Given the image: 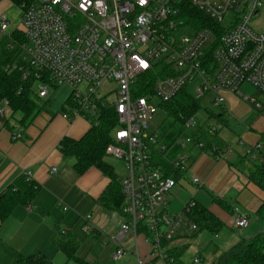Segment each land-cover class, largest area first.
I'll use <instances>...</instances> for the list:
<instances>
[{
  "label": "built area",
  "instance_id": "built-area-1",
  "mask_svg": "<svg viewBox=\"0 0 264 264\" xmlns=\"http://www.w3.org/2000/svg\"><path fill=\"white\" fill-rule=\"evenodd\" d=\"M22 9L16 29L23 42L11 38L14 31L9 32L6 16L0 20V39L9 36L10 46L22 52L23 64H8L5 70L19 69L24 80L34 79L41 100L59 86L70 87V100L61 112L69 121L80 117L94 126L104 109L117 114L106 154L125 161L127 176L121 182V220L110 236L113 259L122 260L134 250L136 264H177L173 250L185 246L198 229L189 218L196 201L189 200L180 212L168 209L177 180L156 164L155 154L169 157L173 170L184 173L188 155L170 157L172 150L190 145L204 151L205 146L188 135L167 147L149 131V122L183 90L201 101L215 95L216 107L226 102L223 92L230 91L264 110V30L251 27L264 11V0H32ZM192 9L213 24L192 21ZM245 84L257 94L244 95ZM11 113L9 101H0V118ZM196 117L187 121V128L199 126ZM22 137V132L13 134L14 139ZM227 148L217 152V159ZM262 150V143L249 145L246 155L262 162ZM25 174L32 180L31 172ZM192 182L205 184L195 175ZM85 219L83 230L96 231L92 216ZM249 226L247 214L234 219L236 229ZM194 262L200 264L202 258Z\"/></svg>",
  "mask_w": 264,
  "mask_h": 264
},
{
  "label": "crops",
  "instance_id": "crops-1",
  "mask_svg": "<svg viewBox=\"0 0 264 264\" xmlns=\"http://www.w3.org/2000/svg\"><path fill=\"white\" fill-rule=\"evenodd\" d=\"M22 8L23 5L18 6L12 0H0V20L3 16L7 17L11 25L9 32L20 33L16 28L20 25ZM229 93L232 92H223L226 102L220 106V111H213L217 115L214 118L224 126H228L225 116L230 111L226 106V94ZM65 103L59 110H42L27 126L15 120L17 117H13L12 113L0 118L4 124L0 127V194L26 172H31L37 186L31 200L17 204L5 220H0V264H20V258L34 255H44L52 264V258L60 252L65 255L58 248L56 239L68 232L80 239L78 231H84L85 217L89 214L98 234L107 232L111 236L118 229L120 214L98 202L110 178L95 166L80 171L75 165V158L61 150L63 139H80L92 127L80 117L71 121L65 119L61 114ZM254 121L245 127L241 136L237 135L239 139L233 145H229L219 130L221 138L228 143V150L220 159L209 152L202 156L206 151L198 149L194 152L196 147L193 146L177 149L179 154L188 155V161L193 152L196 157L189 163V169L176 178L177 183L169 198L168 209L171 212L182 211L184 205L194 199L233 229L234 219L239 214L249 215L250 226L245 230L264 216L260 211L264 191L251 179V172L255 169L254 159L246 155L247 141L251 142L250 145L264 142V130H254ZM200 126L203 124H199L196 132ZM19 132L23 133V137L14 139L13 134ZM255 161L260 163L258 159ZM194 175L205 183L204 186L192 182ZM203 188H210L216 195L212 201L206 197L207 205L197 199ZM256 231L251 237L264 232V227Z\"/></svg>",
  "mask_w": 264,
  "mask_h": 264
},
{
  "label": "trees",
  "instance_id": "trees-1",
  "mask_svg": "<svg viewBox=\"0 0 264 264\" xmlns=\"http://www.w3.org/2000/svg\"><path fill=\"white\" fill-rule=\"evenodd\" d=\"M32 0H12L18 6L26 5ZM189 18L202 25H211V21L197 11L191 10ZM205 19L202 21L201 19ZM11 38H17L19 42L25 39L20 33L11 35ZM9 36L0 39V101L7 99L10 103L13 117L20 115L17 120L21 125L27 126L32 123L34 118L42 111L47 110V106L51 100L39 99L35 87L34 79L24 80L23 72L17 70H5V66L15 62L23 64L21 59V49L17 46L12 48ZM211 59V54H209ZM57 88V87H56ZM69 98L66 103L69 102ZM66 103L62 110H66ZM166 112L165 126L158 132L159 139L171 147L179 138L191 136L195 143L203 142L204 151L216 156L218 151H222L228 143L221 138L219 130L211 132L210 128L200 126L198 132L189 134L186 123L193 116L197 115L201 109V100L196 99L190 92L183 90L173 100L167 102L162 107ZM210 117H217L213 112L208 111ZM98 125L91 127L88 132L80 139L65 138L61 142V150L67 156L75 158V165L80 171L95 166L99 168L110 178V183L98 202L108 210L121 212L124 201L121 182L114 167L106 160V149L113 141L112 130L118 125V117L111 108L104 109L98 119ZM262 143L264 146V142ZM217 151L214 152V148ZM180 149V148H179ZM177 149H173L169 154L170 157L176 155ZM221 153V152H220ZM264 155V150H262ZM169 157L164 158L162 154H155L157 165H161L166 170V175L177 178L182 172L173 170L168 161ZM255 169L251 172V179L264 191V160L260 163L253 160ZM37 186L33 180H28L26 174H23L18 180L12 183L2 194H0V220H5L13 208L23 202L32 199L36 193ZM190 220L197 224L198 229L192 234L193 237L198 236L202 231H208L212 235L217 236L224 228L225 223L216 216L211 210L202 206L198 202L192 207ZM261 212L264 213V201L261 206ZM98 234L93 231L92 234ZM80 239L71 233H62L56 239L58 248L64 252L67 257V264H90L86 259L78 255L81 246ZM213 244V245H212ZM209 248L214 253L218 252V247L212 242ZM212 245V246H211ZM187 249V245L179 246L173 250V254L177 259V264H185L182 255ZM200 258H202L200 256ZM20 264H50L46 256H30L25 259L20 258ZM204 259L202 258V263ZM213 264H264V232H261L250 239H241L229 250L222 252Z\"/></svg>",
  "mask_w": 264,
  "mask_h": 264
},
{
  "label": "rangeland",
  "instance_id": "rangeland-1",
  "mask_svg": "<svg viewBox=\"0 0 264 264\" xmlns=\"http://www.w3.org/2000/svg\"><path fill=\"white\" fill-rule=\"evenodd\" d=\"M15 9L19 12V9L17 7ZM263 15L264 11H262L261 15L258 17L260 19H257L256 21H254L253 19L251 22V27L257 31L264 30V19L262 18ZM241 92L244 95L249 96H255L257 94V90L249 84L243 85L241 87ZM70 94L71 88L67 85L59 86L57 89L51 91V94L49 96L51 103L47 106V109L59 110L64 101H67V98L68 96H70ZM226 95L228 96L226 106L230 110L225 116V119L228 122V126H224L216 118L209 116L208 111H215L216 113H218L221 109L220 106H214L213 99L215 95L213 94H208L205 98L202 99L201 109L196 117V123L203 124L209 128L215 127L219 129L221 132V136L227 140L229 145H233L238 141V136H241L243 134V131H245V127L249 126L253 119H255L253 124V126L255 125L253 127L254 130L258 131V129L260 128L264 130V110L258 111L251 105V103L245 101L244 96H241L239 94L229 93ZM16 117L17 119H19L20 115L18 114L16 115ZM165 118L166 112L163 111V109L158 110V112L149 122V131L155 133L160 132L161 129L165 126ZM197 127L198 125H194L190 129H188L187 132L189 134L194 133ZM248 140L250 139L248 138ZM247 142L250 145L251 142ZM187 146L189 147L190 145ZM197 151L198 149L196 148L194 152ZM194 152L193 156L195 155ZM207 153L208 152H203L202 156H204V154L206 155ZM193 156L191 157L190 161H187L188 164L194 161L196 156ZM107 161L114 167L119 181L122 182L127 176L125 161L115 156L109 155H107ZM199 164L200 159L196 163V169ZM201 190L202 191L197 199L205 205L209 203L206 197L209 199V201H212L214 196L216 197V195L210 188H203ZM180 210H178L177 212H179ZM261 226L264 227V216L261 217V219H259L256 224H252V226L248 230H237L236 228L233 229L228 224L224 226V228L217 236L212 235L208 231H202L196 237L190 236L187 239V249L183 253L182 259L185 264H195L194 259L201 256L204 259V264H213L218 256L222 252L227 251L232 246H234L238 239H249L253 233L257 232V228ZM78 233L80 241H82L78 251V255L86 259L90 264H136L134 256L132 254L134 250H130L128 253H126L122 260L116 261L113 259L112 255L115 251V246L111 242L110 236L107 232L105 233L106 235L102 233L97 235L94 233H85L82 230L78 231ZM140 242L142 243V239H140ZM212 242L216 244L214 246L218 247L217 253H214L212 251L213 249L209 248ZM52 264H67L66 255H63L60 252L59 255L52 258Z\"/></svg>",
  "mask_w": 264,
  "mask_h": 264
}]
</instances>
